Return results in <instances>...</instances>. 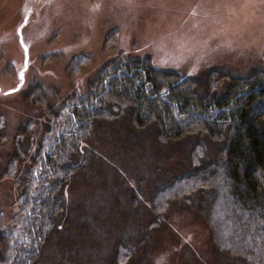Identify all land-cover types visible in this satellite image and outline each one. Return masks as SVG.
Listing matches in <instances>:
<instances>
[{
    "label": "rangeland",
    "instance_id": "rangeland-1",
    "mask_svg": "<svg viewBox=\"0 0 264 264\" xmlns=\"http://www.w3.org/2000/svg\"><path fill=\"white\" fill-rule=\"evenodd\" d=\"M125 2L0 0V239L4 240L5 233L15 227L12 223L21 208V203L17 207L21 190L31 178V170H35L40 138L35 139L30 155L19 154L17 149L24 146L26 136L34 134L38 125L42 128L46 118L44 113H38L47 103L58 102L56 106H59L76 91H85L98 71L114 59L151 57L150 61L159 68L194 77L213 70L224 76L248 77L264 70V59L251 57L210 55L196 65L158 60L143 39L148 24H154L158 17L179 19L181 25H195L200 23L201 13L207 18L212 11L210 7L201 9V5H258L260 0H134L142 5L135 11L120 6ZM175 38L186 39L183 35ZM226 83L224 80L220 85L222 92ZM39 85L46 90L38 88ZM32 87L33 99L31 96L28 99L32 102H26ZM32 118L34 124L29 125ZM100 134L101 129L95 134L96 145L92 144L91 149L99 147ZM196 143L188 139L166 149L161 158L164 170L144 172L142 183L135 174L129 176L130 163L122 168L118 183L115 173L99 171L95 168L99 164L93 161L65 189L67 206L74 203L77 208L71 210L74 214L70 216V224L53 234L52 228H48L49 241H43L37 256L26 264L215 263L210 238V231L213 237V227L217 226L214 224L217 218L213 217L215 209L209 212L210 221L206 217L207 226L202 204L195 196L196 202L191 204L170 205L163 220L156 208L167 197L160 196L157 203L153 198L188 163L190 150ZM13 148L19 163L10 169ZM115 156L111 154L112 158ZM25 158L34 161L27 166ZM165 176L168 177L164 179ZM36 209L34 206L32 215L38 212ZM216 235L219 241L223 240L219 232ZM226 236L231 238L229 234ZM122 241L128 250L121 246ZM7 247L6 242V250Z\"/></svg>",
    "mask_w": 264,
    "mask_h": 264
},
{
    "label": "trees",
    "instance_id": "trees-1",
    "mask_svg": "<svg viewBox=\"0 0 264 264\" xmlns=\"http://www.w3.org/2000/svg\"><path fill=\"white\" fill-rule=\"evenodd\" d=\"M150 59L116 58L98 71L85 91L40 110L46 118L42 128L38 125L17 149L30 155L40 138L35 170L17 203L21 208L12 223L15 227L0 239V264H26L37 256L40 244L49 241L48 228L52 234L67 228L71 210L77 208L68 203V210L65 189L93 161L99 171L115 173L118 183L122 168L130 163L129 176L135 174L142 183L144 172L164 170L161 158L166 149L188 139L197 143L188 163L154 193L155 203L167 197L156 211L165 220L170 205L191 204L197 196L205 219L208 215L210 221L209 212L215 209L213 237L208 227L213 264H264V70L248 77L224 76L218 70L194 77L159 68ZM223 79L227 83L222 92ZM33 91L32 87L26 102L33 99ZM31 120L29 125L34 124ZM99 129L102 137L94 150ZM112 153L117 156L112 158ZM24 161L28 166L34 160ZM18 163L15 152L10 169ZM34 206L38 212L32 215ZM126 243L133 247L129 239ZM126 243L121 246L128 250Z\"/></svg>",
    "mask_w": 264,
    "mask_h": 264
},
{
    "label": "clouds",
    "instance_id": "clouds-1",
    "mask_svg": "<svg viewBox=\"0 0 264 264\" xmlns=\"http://www.w3.org/2000/svg\"><path fill=\"white\" fill-rule=\"evenodd\" d=\"M121 7L135 11L142 7L126 0ZM212 11L201 13L199 24L181 25L179 19L157 18L143 33L144 42L158 60L196 65L210 55L264 59V0L258 5H201ZM255 8V11H253ZM177 35L186 37L177 40Z\"/></svg>",
    "mask_w": 264,
    "mask_h": 264
}]
</instances>
